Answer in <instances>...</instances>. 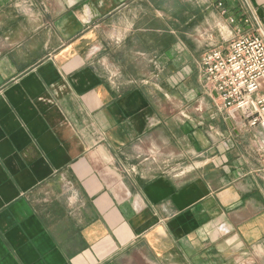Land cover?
<instances>
[{
    "label": "crops",
    "instance_id": "crops-1",
    "mask_svg": "<svg viewBox=\"0 0 264 264\" xmlns=\"http://www.w3.org/2000/svg\"><path fill=\"white\" fill-rule=\"evenodd\" d=\"M260 28L264 0H0V264H264L261 130L169 95Z\"/></svg>",
    "mask_w": 264,
    "mask_h": 264
},
{
    "label": "built area",
    "instance_id": "built-area-1",
    "mask_svg": "<svg viewBox=\"0 0 264 264\" xmlns=\"http://www.w3.org/2000/svg\"><path fill=\"white\" fill-rule=\"evenodd\" d=\"M198 66L210 95L217 93L218 110L237 125L261 130L257 152L264 160V28L206 52Z\"/></svg>",
    "mask_w": 264,
    "mask_h": 264
},
{
    "label": "rangeland",
    "instance_id": "rangeland-1",
    "mask_svg": "<svg viewBox=\"0 0 264 264\" xmlns=\"http://www.w3.org/2000/svg\"><path fill=\"white\" fill-rule=\"evenodd\" d=\"M185 76L187 78L185 77V79H181V82L179 83V89H174L172 93L170 91L169 95L177 97L181 101H187L183 103L181 102V106L179 107L181 113L186 108H195L196 116H194V118L196 119V128H201L200 126H203L202 122H200L202 121V118L198 117L199 113H202L200 99L204 97L206 99V102L214 105L213 103H215L216 97L215 95H210L208 86L202 79L201 72L199 71V66L197 70H195L192 74H188ZM199 78H201V81L199 80Z\"/></svg>",
    "mask_w": 264,
    "mask_h": 264
},
{
    "label": "water",
    "instance_id": "water-1",
    "mask_svg": "<svg viewBox=\"0 0 264 264\" xmlns=\"http://www.w3.org/2000/svg\"><path fill=\"white\" fill-rule=\"evenodd\" d=\"M215 97H217V93L214 92Z\"/></svg>",
    "mask_w": 264,
    "mask_h": 264
}]
</instances>
